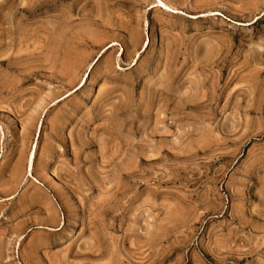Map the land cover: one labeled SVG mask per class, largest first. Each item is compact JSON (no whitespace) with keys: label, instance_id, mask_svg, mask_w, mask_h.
I'll return each mask as SVG.
<instances>
[{"label":"rangeland","instance_id":"obj_1","mask_svg":"<svg viewBox=\"0 0 264 264\" xmlns=\"http://www.w3.org/2000/svg\"><path fill=\"white\" fill-rule=\"evenodd\" d=\"M0 63V264H264V0H0Z\"/></svg>","mask_w":264,"mask_h":264},{"label":"bare ground","instance_id":"obj_2","mask_svg":"<svg viewBox=\"0 0 264 264\" xmlns=\"http://www.w3.org/2000/svg\"><path fill=\"white\" fill-rule=\"evenodd\" d=\"M160 5H163V7H166L168 9H170L169 6H167V4H164L162 1H160ZM55 6V5H54ZM2 62V61H1ZM1 65V63H0ZM4 66V64H2ZM7 86V80L4 79L3 83L0 85V92L5 88L6 89ZM7 90V89H6ZM34 159H35V153L32 154L31 158L28 161V171L31 174L33 172L34 169ZM66 225V222L62 224V227H64Z\"/></svg>","mask_w":264,"mask_h":264}]
</instances>
